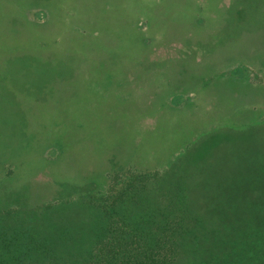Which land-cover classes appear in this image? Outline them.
<instances>
[{"label": "rangeland", "instance_id": "1", "mask_svg": "<svg viewBox=\"0 0 264 264\" xmlns=\"http://www.w3.org/2000/svg\"><path fill=\"white\" fill-rule=\"evenodd\" d=\"M105 2L108 59L35 76L38 99L0 89V209L12 210L0 222L45 233L80 225L114 168L157 171L141 197L163 203L185 189L202 216L187 254L206 264L208 231L241 216L236 204H264V0ZM56 29L40 39L58 42ZM47 202L75 204L51 211ZM262 222L248 221L241 236L264 235Z\"/></svg>", "mask_w": 264, "mask_h": 264}, {"label": "trees", "instance_id": "2", "mask_svg": "<svg viewBox=\"0 0 264 264\" xmlns=\"http://www.w3.org/2000/svg\"><path fill=\"white\" fill-rule=\"evenodd\" d=\"M78 3H83V7L78 8ZM105 3V0H0V89L11 85V89L21 92L20 97L23 91L32 92L23 99H38L35 76L71 75L93 62L108 59L104 56H108L111 38L105 34L110 35L111 29L99 23L108 13ZM31 8L37 14L36 19L28 18L26 10L29 12ZM52 25L57 27L55 34L60 40L40 39L42 30ZM74 41H81L82 45L75 47ZM9 75L15 79L14 83ZM17 100L20 102L22 98ZM23 114L29 118L26 109ZM19 124L25 125L21 120ZM262 171L259 178L264 174ZM157 176V171L114 168L109 173L105 193L91 205L95 212L90 210V218L82 216L80 225L66 221L57 231L40 232L39 228L19 224L16 219L2 224L4 214L12 210L0 209V264H205L202 262L206 259L198 253L192 258L187 254L188 240L198 236L196 228L202 227V216L190 211L185 189L179 187L163 203L153 199V195L141 197L140 194L151 192L149 182ZM59 203L47 202L43 208L72 209L75 204ZM253 204L249 208L236 204L241 216L227 217L208 231L211 250L207 252L206 264H264V235L252 229L248 236H241L242 226L264 216V204ZM54 220L47 219L48 224ZM60 223L54 222L53 226ZM71 229L74 232L68 234Z\"/></svg>", "mask_w": 264, "mask_h": 264}]
</instances>
